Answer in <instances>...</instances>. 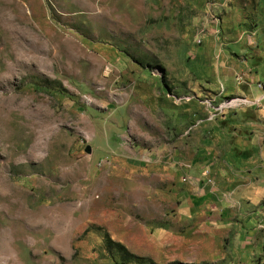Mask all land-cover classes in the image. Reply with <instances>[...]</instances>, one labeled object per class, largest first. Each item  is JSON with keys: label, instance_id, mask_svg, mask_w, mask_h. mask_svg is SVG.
<instances>
[{"label": "rangeland", "instance_id": "374dc122", "mask_svg": "<svg viewBox=\"0 0 264 264\" xmlns=\"http://www.w3.org/2000/svg\"><path fill=\"white\" fill-rule=\"evenodd\" d=\"M252 58L264 0H0V264H264V133L194 166Z\"/></svg>", "mask_w": 264, "mask_h": 264}, {"label": "crops", "instance_id": "0c3cea01", "mask_svg": "<svg viewBox=\"0 0 264 264\" xmlns=\"http://www.w3.org/2000/svg\"><path fill=\"white\" fill-rule=\"evenodd\" d=\"M255 58V57H254ZM255 64V70L252 72V75L249 74V79H246L245 83L238 89L239 93L238 96L244 97V101L247 104L242 106L239 111L237 110V116L235 118H227L223 122L222 127H218L219 124H215L217 132L214 134V140H210V142L206 141L203 143L201 147L205 150L204 152H200L196 155L197 161L194 162V166L196 171L202 175L210 173V166L212 164L211 159H213L214 151L218 149V144L221 142H225L228 148H231L232 145L230 141H236L242 139L241 134L245 133V128L248 129L250 133L253 130L254 135L257 134L259 138L260 133H264V88H259L257 83L261 82L264 83V60L261 61H250V64ZM228 79V76H223L221 79ZM226 80H223L227 82ZM234 131V135H232V131ZM252 134V132H251ZM232 138L230 140V137ZM222 138V139H221ZM225 138H229L227 141H223ZM239 143V142H238ZM196 154V153H195ZM194 156V155H193ZM232 185V184H231ZM240 185H236L232 188H238ZM258 196L260 195V190L257 191ZM250 200L249 198L246 199L248 203ZM252 203V202H251Z\"/></svg>", "mask_w": 264, "mask_h": 264}, {"label": "trees", "instance_id": "16d2710c", "mask_svg": "<svg viewBox=\"0 0 264 264\" xmlns=\"http://www.w3.org/2000/svg\"><path fill=\"white\" fill-rule=\"evenodd\" d=\"M118 248L120 249H124L123 245H121L120 243H116L115 244ZM125 253L127 254V256L129 257L130 260H139V258L135 255H133L132 253H129L128 251L125 250Z\"/></svg>", "mask_w": 264, "mask_h": 264}, {"label": "water", "instance_id": "95a60500", "mask_svg": "<svg viewBox=\"0 0 264 264\" xmlns=\"http://www.w3.org/2000/svg\"><path fill=\"white\" fill-rule=\"evenodd\" d=\"M91 150H92V149H91L90 146H88V147L86 148V152H87V153H91Z\"/></svg>", "mask_w": 264, "mask_h": 264}]
</instances>
